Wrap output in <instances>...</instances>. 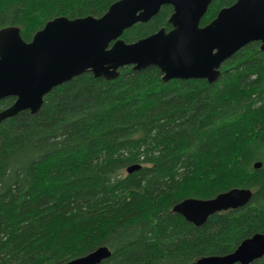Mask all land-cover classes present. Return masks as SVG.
<instances>
[{
  "label": "trees",
  "instance_id": "obj_1",
  "mask_svg": "<svg viewBox=\"0 0 264 264\" xmlns=\"http://www.w3.org/2000/svg\"><path fill=\"white\" fill-rule=\"evenodd\" d=\"M118 1L0 0V30L18 27L30 42L55 18H100ZM236 1L213 0L200 25ZM172 13L163 6L122 39L170 31ZM220 70L214 83L164 82L153 66L121 68L112 81L88 72L54 88L36 114L0 122V264H66L101 247L111 256L100 264H196L264 234L260 43ZM15 100H0V112ZM232 189H250L249 203L200 227L173 212Z\"/></svg>",
  "mask_w": 264,
  "mask_h": 264
},
{
  "label": "water",
  "instance_id": "obj_2",
  "mask_svg": "<svg viewBox=\"0 0 264 264\" xmlns=\"http://www.w3.org/2000/svg\"><path fill=\"white\" fill-rule=\"evenodd\" d=\"M213 0H120L100 17L49 21L30 42L18 27L0 30V100L14 97V104L0 112V122L23 111L36 114L44 97L54 88L84 73L108 81L119 78L120 69L156 67L162 80L216 82L221 66L250 43L264 51V0H237L201 26ZM171 6L170 31L165 28L128 44L125 31L148 23L163 6ZM262 167L261 163L254 168ZM140 166L128 168L131 174ZM248 189H232L210 200L185 199L173 212L200 227L220 212L246 206ZM111 252L101 247L66 264H100ZM264 257V234L244 240L225 256L199 259L196 264H251Z\"/></svg>",
  "mask_w": 264,
  "mask_h": 264
},
{
  "label": "bare ground",
  "instance_id": "obj_3",
  "mask_svg": "<svg viewBox=\"0 0 264 264\" xmlns=\"http://www.w3.org/2000/svg\"><path fill=\"white\" fill-rule=\"evenodd\" d=\"M88 17H92V16H88ZM84 18H86V17H84ZM134 166H140V165H134ZM132 167V166H131ZM141 167V166H140ZM130 168V167H129ZM127 172H128V169H127ZM248 190H250V189H248ZM243 208V207H242ZM237 210V209H236ZM229 211V210H228ZM211 257V256H210Z\"/></svg>",
  "mask_w": 264,
  "mask_h": 264
}]
</instances>
